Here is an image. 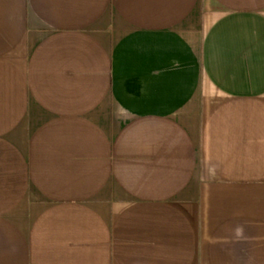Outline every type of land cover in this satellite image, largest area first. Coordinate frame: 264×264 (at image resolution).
<instances>
[{
  "label": "crops",
  "instance_id": "0c3cea01",
  "mask_svg": "<svg viewBox=\"0 0 264 264\" xmlns=\"http://www.w3.org/2000/svg\"><path fill=\"white\" fill-rule=\"evenodd\" d=\"M0 264H264V0H0Z\"/></svg>",
  "mask_w": 264,
  "mask_h": 264
}]
</instances>
